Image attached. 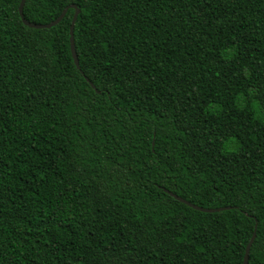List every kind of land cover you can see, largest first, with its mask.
I'll use <instances>...</instances> for the list:
<instances>
[{
  "label": "trees",
  "instance_id": "trees-1",
  "mask_svg": "<svg viewBox=\"0 0 264 264\" xmlns=\"http://www.w3.org/2000/svg\"><path fill=\"white\" fill-rule=\"evenodd\" d=\"M20 1L0 0V264H243L253 234L264 264V0H25L36 25L67 8L41 29Z\"/></svg>",
  "mask_w": 264,
  "mask_h": 264
},
{
  "label": "water",
  "instance_id": "water-1",
  "mask_svg": "<svg viewBox=\"0 0 264 264\" xmlns=\"http://www.w3.org/2000/svg\"><path fill=\"white\" fill-rule=\"evenodd\" d=\"M25 3V0H21L20 1V5H19V15L23 21V23L25 25H27L28 27H31V28H37V29H41V28H50L51 26H54L56 25L57 23H59L61 21V19L64 17L65 13H66V9H64L62 11V13L54 20L52 21L51 23L47 24V25H36V24H32V23H28L24 18H23V12H22V9H23V5ZM74 9H75V13L73 15V18H72V21H71V25L69 27V40H70V49H71V54H72V57H73V60H74V63L75 65L78 67V60H77V56H76V53H75V49H74V41H73V27H74V23H75V20H76V16H77V13H78V9L75 7V6H72ZM177 200L183 202V203H186L188 204L189 206H192L190 203L186 202L185 200H183L182 198L180 197H177L175 196ZM193 208L195 209H198L200 211H203V212H214V211H220V210H223L224 208H218V209H203V208H200V207H197V206H192ZM254 237H255V234L252 235L249 243L247 244L246 246V249H245V254H244V258H243V264H247L248 263V255H249V250H250V247L252 245V242L254 240Z\"/></svg>",
  "mask_w": 264,
  "mask_h": 264
}]
</instances>
